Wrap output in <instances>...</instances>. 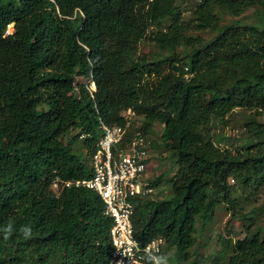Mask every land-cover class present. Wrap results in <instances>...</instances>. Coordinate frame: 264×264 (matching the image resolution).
Listing matches in <instances>:
<instances>
[{"label": "trees", "instance_id": "16d2710c", "mask_svg": "<svg viewBox=\"0 0 264 264\" xmlns=\"http://www.w3.org/2000/svg\"><path fill=\"white\" fill-rule=\"evenodd\" d=\"M184 1L0 0V264H108L101 199L65 184L91 178L100 126L124 125L127 110L176 170L165 198L132 201L140 247L162 239L170 263L188 261L224 205L245 226L226 264H264L259 209L239 213L264 189V0H195L188 19ZM249 9L260 24H222ZM236 110L253 114L247 139L221 149L208 128Z\"/></svg>", "mask_w": 264, "mask_h": 264}, {"label": "built area", "instance_id": "2783aa9c", "mask_svg": "<svg viewBox=\"0 0 264 264\" xmlns=\"http://www.w3.org/2000/svg\"><path fill=\"white\" fill-rule=\"evenodd\" d=\"M122 126L101 125L102 136L90 158L91 178L75 183L96 193L104 205V214L111 220L109 231L112 253L108 264H144L157 262L162 239H153L140 247L134 237L133 200L153 194L144 175L152 147V139L139 126L133 127L134 114L123 113Z\"/></svg>", "mask_w": 264, "mask_h": 264}, {"label": "rangeland", "instance_id": "374dc122", "mask_svg": "<svg viewBox=\"0 0 264 264\" xmlns=\"http://www.w3.org/2000/svg\"><path fill=\"white\" fill-rule=\"evenodd\" d=\"M194 5L195 0H185L182 3L181 12L186 19L191 17ZM222 24L243 26L247 24H260V22L253 9H249L239 17L224 15ZM11 32L12 25H9L6 34H10ZM192 33L194 35H200V33L195 30H193ZM202 36L204 38H210L212 34L205 33ZM138 53L151 59L153 55L157 53V49L150 45L148 41H144L138 46ZM76 83L86 84L87 81L78 78ZM89 89L94 91L92 82L90 83ZM250 115L253 114H251V112L236 110L229 115L223 123L216 122L211 124L208 131L213 136L223 137L225 139V141L219 145L221 149L234 151L240 148L247 139L245 122ZM258 119L261 122L264 121L262 117ZM134 123L135 126H139L142 120L135 119ZM154 130L156 131L155 139H157L161 133L162 126L156 124ZM74 133L75 131H72V134ZM76 150L85 153L82 142L77 144ZM175 173L176 170L172 161L163 150L155 149L153 152H150L148 167L143 181L148 184L155 179H160V184L153 188V194L148 197L154 198L157 196L165 198L170 191L169 180L174 177ZM230 184H232L231 181ZM257 208L259 209L257 221L260 225L264 226V189L258 193L253 202L245 203L242 206V210H239V213H248L252 209ZM231 215L232 214L224 205L218 206L211 221L205 226L197 227L198 240L196 246L190 251V260L185 262L179 261L175 264H226V259L231 255L234 242L245 237V226H243V222L239 219H232ZM161 253L163 264H172L169 261L172 258V251L168 252L162 248Z\"/></svg>", "mask_w": 264, "mask_h": 264}, {"label": "clouds", "instance_id": "9594fccd", "mask_svg": "<svg viewBox=\"0 0 264 264\" xmlns=\"http://www.w3.org/2000/svg\"><path fill=\"white\" fill-rule=\"evenodd\" d=\"M93 85H94V83H93ZM95 86V85H94Z\"/></svg>", "mask_w": 264, "mask_h": 264}, {"label": "water", "instance_id": "95a60500", "mask_svg": "<svg viewBox=\"0 0 264 264\" xmlns=\"http://www.w3.org/2000/svg\"><path fill=\"white\" fill-rule=\"evenodd\" d=\"M94 87H95V86H94ZM95 90H96V89H95ZM95 90H94V91H95Z\"/></svg>", "mask_w": 264, "mask_h": 264}, {"label": "bare ground", "instance_id": "6f19581e", "mask_svg": "<svg viewBox=\"0 0 264 264\" xmlns=\"http://www.w3.org/2000/svg\"><path fill=\"white\" fill-rule=\"evenodd\" d=\"M56 186V185H55Z\"/></svg>", "mask_w": 264, "mask_h": 264}]
</instances>
